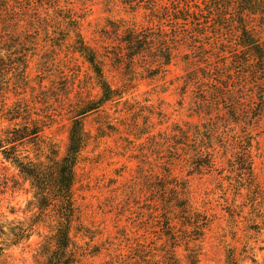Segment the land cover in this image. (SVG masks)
<instances>
[{"label":"trees","instance_id":"obj_1","mask_svg":"<svg viewBox=\"0 0 264 264\" xmlns=\"http://www.w3.org/2000/svg\"><path fill=\"white\" fill-rule=\"evenodd\" d=\"M115 1L133 16L112 22L119 39L114 56L135 79L164 76L177 50L184 47L188 55L196 53L195 57L217 60L216 65L204 69L203 75L192 71L193 79L203 76L206 81L215 80L216 89L246 93L249 105L242 110L236 104L229 106L224 124L214 118L201 124L172 123L174 126L163 134L162 147L167 155L164 172L155 174L149 222L155 240L159 238L161 243L152 246L148 264H199L212 221L210 212L199 206L192 192L190 176L214 170L217 148L223 147L226 155L231 148L230 159L235 163L224 179L239 193L245 189L251 192L258 185L249 150L253 135L246 125L264 116V0ZM71 3L0 0V154L30 184L32 198L24 210L17 237L21 236V243L33 235L41 238V264H84L87 248L80 244L75 231L81 214L74 192L78 164L90 142L83 117L125 98L129 91L124 88L126 80L119 87L110 82L106 62L85 40L81 18L67 7ZM138 14L142 22L137 20ZM25 15L33 17L28 19L32 27L43 29L50 45L62 47L70 43L90 65L99 88L96 98H84L70 106L63 153L58 141L46 132L54 122L52 116L32 112L26 99L29 46L21 44L19 29ZM210 35L214 36L209 43L205 40ZM209 48L213 53L207 52ZM227 92L218 93L227 97ZM233 102L238 104L235 96ZM240 126L243 130H239ZM157 135L152 134L153 149L161 148ZM184 164L187 170L183 177L177 171ZM80 235L82 239L92 237L84 232Z\"/></svg>","mask_w":264,"mask_h":264},{"label":"rangeland","instance_id":"obj_2","mask_svg":"<svg viewBox=\"0 0 264 264\" xmlns=\"http://www.w3.org/2000/svg\"><path fill=\"white\" fill-rule=\"evenodd\" d=\"M71 2L67 7L81 18L85 40L106 62L110 82L119 87L126 80L124 88L129 90L125 98L83 117L90 142L78 164L74 192L81 214L75 231L80 244L87 248L84 264H148L152 246L161 243L159 238L155 240L149 222L155 174L164 172L167 155L162 147L163 134L174 126L172 123L201 124L214 118L224 124L229 106L236 104L242 110L249 103L245 102V92L216 89L217 82L206 81L203 76L193 79L192 71L203 75L204 69L216 65L217 60L201 59L195 57L196 53L188 55L184 47L177 50L164 76L140 79L136 73L139 77L135 79L114 56L119 39L112 25L133 15L123 11L115 0ZM26 15L19 28L21 44L29 46L26 99L32 112L52 116L54 122L46 132L58 141L63 153L70 106L84 98H96L99 88L83 56L70 43L62 47L47 43L43 29L32 27L28 19L33 17ZM136 17L142 22L140 14ZM213 36L205 41L210 43ZM207 52L213 53V48ZM221 91L229 95H220ZM234 96L238 104L233 102ZM246 127L253 135L249 150L258 184L251 192L245 189L239 193L224 179L235 163L230 159V147L228 155L223 147L217 148L214 170L190 176L192 192L199 206L210 212L212 221L199 264H264V116ZM152 134H158L161 148L153 149ZM186 170L184 164L177 172L184 177ZM31 198L29 182L0 154V264H41V238L33 235L21 243V236L17 237ZM82 232L92 237L82 239Z\"/></svg>","mask_w":264,"mask_h":264}]
</instances>
